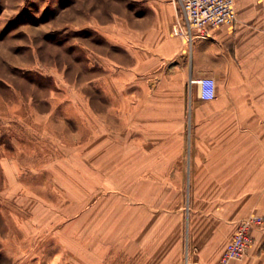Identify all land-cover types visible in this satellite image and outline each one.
I'll use <instances>...</instances> for the list:
<instances>
[{"label": "crops", "instance_id": "crops-1", "mask_svg": "<svg viewBox=\"0 0 264 264\" xmlns=\"http://www.w3.org/2000/svg\"><path fill=\"white\" fill-rule=\"evenodd\" d=\"M233 2L232 23L188 39L165 0L103 52L101 98L72 86L7 122L6 258L17 224L38 237L39 264H218L238 222L264 216V0ZM204 76L210 99L194 82ZM249 233L226 264H264V226Z\"/></svg>", "mask_w": 264, "mask_h": 264}, {"label": "rangeland", "instance_id": "rangeland-1", "mask_svg": "<svg viewBox=\"0 0 264 264\" xmlns=\"http://www.w3.org/2000/svg\"><path fill=\"white\" fill-rule=\"evenodd\" d=\"M164 1L0 0V131L28 115L30 99L65 97L72 86L101 98L93 83L103 73V52L134 38L136 26L156 21ZM4 222L0 218V264H39L38 237L30 244L17 224L13 258H6Z\"/></svg>", "mask_w": 264, "mask_h": 264}, {"label": "built area", "instance_id": "built-area-1", "mask_svg": "<svg viewBox=\"0 0 264 264\" xmlns=\"http://www.w3.org/2000/svg\"><path fill=\"white\" fill-rule=\"evenodd\" d=\"M178 16L172 24V32L188 39L193 36H205L221 24L235 20L233 0H176ZM198 95L210 99L215 94V82L211 76L196 79ZM253 226H264V216L251 214L241 219L225 244L218 264H226L231 259L241 257L251 243L249 230ZM197 254L191 259L197 261ZM187 259V258H186Z\"/></svg>", "mask_w": 264, "mask_h": 264}]
</instances>
